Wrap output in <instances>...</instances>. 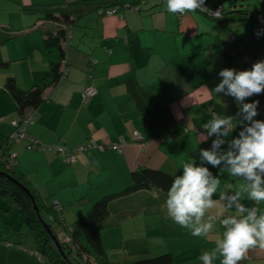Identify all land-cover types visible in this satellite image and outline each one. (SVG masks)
Returning a JSON list of instances; mask_svg holds the SVG:
<instances>
[{
    "label": "crops",
    "instance_id": "1",
    "mask_svg": "<svg viewBox=\"0 0 264 264\" xmlns=\"http://www.w3.org/2000/svg\"><path fill=\"white\" fill-rule=\"evenodd\" d=\"M75 1L0 0V27H8L15 35L0 46V64L4 63L0 65V141L14 131L18 119L4 82L12 76L22 90L41 84L48 65L42 48L43 32L35 28L42 25V29L47 26L54 30L49 23L21 14L19 5H67ZM76 10L81 19L69 32L65 77L45 90V100L35 111L27 112L35 119L25 131L40 146H64L70 150L89 141L94 147L77 154L75 162L68 164L52 151L26 148L22 140L10 149L16 169L26 176L38 195L60 207L63 223L71 225L97 198L129 187L130 172L137 167L162 169L175 177L182 175V165L188 161L207 167L212 178L219 179L212 195L215 204L202 220L213 225L206 237H218V232H223V197L232 199L240 193L232 199L236 207L231 213L236 217L247 215V211L238 213L237 204L255 211L257 216L264 214V201L249 199L243 190L251 181L231 175L227 163L229 151L238 154L231 141L240 138L239 133L253 121H264V92L243 102L259 101L251 121L242 111L243 104L227 94V86L221 93L214 92L223 80L219 75L222 70H246L245 61L234 55V43L257 35L262 19L259 28L254 24L250 30L244 28L247 16L235 10L224 11L219 21L197 11L179 16L168 12L167 0H143L137 9L105 15ZM231 36L235 41H230ZM252 44L257 48L255 61H264V37ZM132 84L168 109L173 118L168 130L151 136L142 125L130 94ZM85 87H93L96 94L83 104L81 93ZM229 117L233 127L228 132L222 129L209 134L204 127L214 119ZM135 131L143 141L132 139ZM214 142L220 143L214 147ZM202 150L215 151L220 164L209 163ZM145 213L154 215L150 221L160 215L161 228L165 219L173 224L165 236L191 234L170 217H163L167 214L166 205L142 214ZM11 214L12 210L0 212V264H41L37 243L25 233L16 215L11 219ZM122 223L103 231L104 246L105 235L109 244L114 242L112 238L124 244ZM61 235L65 240L66 236ZM243 264H264V250L250 249Z\"/></svg>",
    "mask_w": 264,
    "mask_h": 264
},
{
    "label": "trees",
    "instance_id": "2",
    "mask_svg": "<svg viewBox=\"0 0 264 264\" xmlns=\"http://www.w3.org/2000/svg\"><path fill=\"white\" fill-rule=\"evenodd\" d=\"M261 1L264 4V0ZM141 2L143 0H76L67 5H19L21 14L49 23L54 26V30L47 26L42 29V25L35 28V30H42L43 32L42 48L48 65L41 84L22 90L17 86L12 76H8L4 82L3 86L15 104L18 117L16 123L20 125L26 122L27 127L33 122L35 117L32 114H27V112L35 111L45 100V90L55 87L64 79L66 74L65 52L69 41V32L81 19V16H77V8L84 9L86 13L94 11L100 15H105L128 9H137V5H140ZM206 3L209 6L222 7L221 18L218 20L213 19L215 21L221 20L225 11L221 1L206 0ZM234 10L247 16L243 21L249 19V11ZM261 37H264V20L261 21L260 32L257 35L253 34L234 43V55L244 60L249 52L253 60L251 65L255 64L257 61H255L254 54L257 48L252 44V41L261 40ZM14 38L15 35L8 27H0V46ZM233 38L234 36H231L230 41H235ZM0 65H4V63ZM130 94L141 114L142 125L149 131L151 136H155L157 131L169 129L173 123V118L166 107L156 101L150 93L136 89L134 86L131 88ZM88 99L83 100L82 98V103H87ZM226 127L229 126H222L224 132L230 130L229 128L228 131H225ZM24 133L28 136L25 130ZM11 134L0 141V204L3 205H0V212L12 210L15 213L18 221L25 227V233L30 235L37 243V253L42 259L39 260L41 264H110L102 239L103 231L116 228L122 221L147 209L166 205L167 192L174 176L162 169L140 166L130 172L129 187L124 188L119 193L103 195L92 201L90 210L67 226L63 223L60 207L57 204H49L44 201L26 176L16 169L15 160L10 154L12 144L15 143L10 140ZM31 139L33 138L31 137ZM33 141L36 142V140ZM87 143L89 141L76 146ZM92 148H87L82 153ZM72 149L70 148V150ZM259 174L264 180V173ZM29 197L32 198L41 221L56 240L58 241V235L61 233L66 236L65 240L58 242L67 259L61 257L53 247L50 236L34 213ZM223 198L228 200L229 203ZM223 198L226 212L223 214L221 221L230 216H235L231 213V210L236 207L231 198ZM3 201L9 204L7 205ZM66 238H68L67 241ZM131 264H173V259L170 253H161L154 257L134 261ZM240 264H243V261Z\"/></svg>",
    "mask_w": 264,
    "mask_h": 264
},
{
    "label": "clouds",
    "instance_id": "3",
    "mask_svg": "<svg viewBox=\"0 0 264 264\" xmlns=\"http://www.w3.org/2000/svg\"><path fill=\"white\" fill-rule=\"evenodd\" d=\"M208 12L204 7V0H167V10L173 14H186L195 12ZM222 82L214 89L221 93L227 86V94L235 97L243 104L242 111L247 113V120H252L256 113V105L243 103L253 94L264 92V61L257 62L251 70L236 72L225 69L219 73ZM233 127V120L217 118L204 127L209 134L222 131V126ZM237 139L231 141V147L238 148V154L232 151L227 153V163L231 175L244 176L251 181L244 187L248 198L254 201H264V180L259 173H264V121H253L245 131L239 133ZM220 142H214V147ZM202 156L213 166L220 164L215 151L202 150ZM219 185V179H213L209 169L196 166L194 161L182 165V175H176L167 192L166 209L168 216L174 223L189 229L195 237L206 236L213 225L202 220L208 209L213 208L215 201L212 195ZM240 193H237V197ZM237 197H233L235 200ZM238 213L247 211L246 216L237 218L230 216L221 221L224 228L221 236L215 240V247L211 252H205L200 260L203 264H213L217 256L221 257L220 264H240L247 259L250 249L264 250V214L257 216L255 211L247 210L243 205L237 204Z\"/></svg>",
    "mask_w": 264,
    "mask_h": 264
},
{
    "label": "rangeland",
    "instance_id": "4",
    "mask_svg": "<svg viewBox=\"0 0 264 264\" xmlns=\"http://www.w3.org/2000/svg\"><path fill=\"white\" fill-rule=\"evenodd\" d=\"M215 1H221L225 12L234 9L249 11V19L244 21L245 29L248 28L251 30L254 24H258L259 28V19L264 20V4L261 0ZM34 150L37 151V149ZM38 151L40 152V150ZM3 203L5 202L3 201ZM8 204L9 203H7V205ZM90 207L87 211L90 210ZM142 213H144V211L122 221L121 231L125 234L126 239L124 244H121L119 241L117 242V240L115 242L112 238L111 241L114 242L111 244L115 245L117 243L118 245L114 248H109V245L111 244H109L108 239L106 238L107 236L105 235V249L110 264H131L134 261L154 257L161 253H170L174 258V264H203V261L200 260L201 255L205 252H211L215 247V240L221 236L220 232H218V237H216L217 234H215V236L209 235L208 237H195L191 234L186 237H179L177 234H169L165 236L164 234L170 232V227L173 224L165 219L161 228V223L159 222V220L161 221L160 215L155 216V218L150 221V217L154 215ZM14 216L15 213L12 212L10 216L12 220H14ZM163 217L168 218L169 216L166 214ZM153 221L155 223H153ZM221 229L224 231L223 227ZM62 237L61 234L58 235L59 242L62 241ZM221 259V257L217 256V259L214 260L213 264H220Z\"/></svg>",
    "mask_w": 264,
    "mask_h": 264
},
{
    "label": "built area",
    "instance_id": "5",
    "mask_svg": "<svg viewBox=\"0 0 264 264\" xmlns=\"http://www.w3.org/2000/svg\"><path fill=\"white\" fill-rule=\"evenodd\" d=\"M204 7H206L207 9H209L208 12H202L204 14H206L207 16L211 17L212 19L218 20L221 18L222 13H223V9L221 6H209L206 3V0H204ZM198 11H200L199 9H197ZM201 12V11H200ZM111 14V13H108ZM179 16H182L180 14H178ZM184 15V14H183ZM250 49H252L250 47ZM244 61L246 64V70H250L251 64L253 63V60L251 58V55L249 54V52L246 54V56L244 57ZM96 94V90L93 87H85L82 91V98L83 100H86L87 98H91ZM26 122L18 125L17 123H15V128H14V132L11 134L10 136V140H12L13 142H17V141H24L25 142V147L28 149H37V150H48V151H52L56 154H59L61 157L65 158V160L69 163H74L75 159H76V155L79 153H82L83 151L87 150V148L90 147H94V145L92 143H87L81 146H76L74 147L72 150L67 149L64 146H53V147H46V146H39V144H37L35 141H33V139H31V137H28L25 135L24 130L26 128L25 125ZM229 127L225 128V131H228ZM132 139L136 140V141H143V138L141 137V135L138 132H133V137ZM123 141V140H122ZM117 146H111V149H116ZM226 202L229 203L228 200L224 199ZM68 240V238H66V241ZM38 259L42 260L41 257L38 255Z\"/></svg>",
    "mask_w": 264,
    "mask_h": 264
},
{
    "label": "water",
    "instance_id": "6",
    "mask_svg": "<svg viewBox=\"0 0 264 264\" xmlns=\"http://www.w3.org/2000/svg\"><path fill=\"white\" fill-rule=\"evenodd\" d=\"M29 198H30V201H31V204H32V208H33V210H34V213L36 214L37 218L41 221V219H40V215H39V213H38V211H37V209H36V207H35V204H34L32 198H31V197H29ZM41 223L43 224L42 221H41ZM43 226H44V228L46 229L48 235L50 236V240H51V242H52V244H53V247L56 249V251L58 252V254H59L61 257H63L64 259H67V257L65 256L63 250L61 249V246H60L59 242H58V241L56 240V238L51 234V232L45 227L44 224H43Z\"/></svg>",
    "mask_w": 264,
    "mask_h": 264
}]
</instances>
